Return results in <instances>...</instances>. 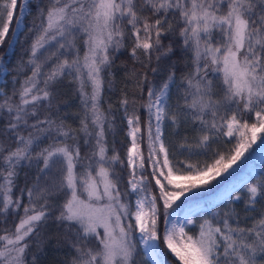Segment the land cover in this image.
<instances>
[{
	"label": "snow or ice",
	"instance_id": "1",
	"mask_svg": "<svg viewBox=\"0 0 264 264\" xmlns=\"http://www.w3.org/2000/svg\"><path fill=\"white\" fill-rule=\"evenodd\" d=\"M0 53V264H264V171L182 207L264 152V0H0Z\"/></svg>",
	"mask_w": 264,
	"mask_h": 264
},
{
	"label": "rangeland",
	"instance_id": "2",
	"mask_svg": "<svg viewBox=\"0 0 264 264\" xmlns=\"http://www.w3.org/2000/svg\"><path fill=\"white\" fill-rule=\"evenodd\" d=\"M12 49L7 50V55L12 53ZM7 60V59H6ZM257 145H253V149L249 150L252 154L245 153V156L238 161L236 165H233L232 169H229V173H224L215 180L209 182V187L206 190L199 192L196 196H191V199L185 202L182 207H190L193 214L197 219L201 218L203 214H206L213 207L218 205L228 206L226 203L229 193L239 188L243 181L247 180L249 176H255L256 173L262 171L264 165V152ZM234 169V171H233ZM181 199H184L183 197ZM179 203V201L177 202ZM180 217H183V212L179 213ZM145 259L151 264L149 257L144 256Z\"/></svg>",
	"mask_w": 264,
	"mask_h": 264
},
{
	"label": "trees",
	"instance_id": "3",
	"mask_svg": "<svg viewBox=\"0 0 264 264\" xmlns=\"http://www.w3.org/2000/svg\"><path fill=\"white\" fill-rule=\"evenodd\" d=\"M2 54L3 53H0V55H2ZM17 55H19V50L18 49H16V54L15 55L13 54V51H12V53L9 56H7V55L5 56V59H7V61L9 62V66L12 63H15ZM123 58H124L123 56L120 57V59H123ZM117 63H119V60H117ZM177 75H179V73H177ZM122 76H123L122 72H118L117 73V79L118 80L121 79ZM118 86H120V85H118ZM58 92H59L60 96L63 97L64 100L68 103L67 111L69 113L76 112L77 109H78L79 101H78V98L77 99H73V96H74L73 86L70 85L67 81H65L58 88ZM105 107H106V105H105ZM64 110L65 109L62 106V111H64ZM68 122L73 124V126H75L76 121L74 120V118L71 115L68 118ZM117 139H119V138H117ZM262 171H264V165L262 166ZM226 207H228V206L219 205V206L213 207L206 214L210 216L214 212H217V211H221L222 212ZM237 207L239 208L240 205H237ZM47 227H48L49 231H54L55 230V224L54 223L50 222ZM65 252H66V249H52L51 247H49L46 250V256H45L43 264H58V261H60L61 259L64 258ZM141 262H142V264H150L145 259L144 256L138 257V264H141Z\"/></svg>",
	"mask_w": 264,
	"mask_h": 264
}]
</instances>
